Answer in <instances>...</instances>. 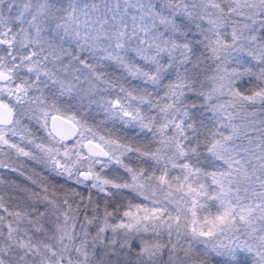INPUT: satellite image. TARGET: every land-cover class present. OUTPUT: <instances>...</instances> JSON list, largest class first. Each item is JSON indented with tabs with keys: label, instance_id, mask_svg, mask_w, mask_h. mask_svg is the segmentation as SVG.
I'll return each instance as SVG.
<instances>
[{
	"label": "snow or ice",
	"instance_id": "1",
	"mask_svg": "<svg viewBox=\"0 0 264 264\" xmlns=\"http://www.w3.org/2000/svg\"><path fill=\"white\" fill-rule=\"evenodd\" d=\"M14 8L16 0H0V146L39 159L78 185L91 183L88 204L76 189L57 197L45 184L43 195L21 189L30 201L23 210L9 211L0 197L7 214L0 215V264H208L210 252L222 258L219 264H264V0H115L97 15L95 3H70L64 15L54 14L47 0L34 10L31 0ZM72 40L90 52L92 63L63 47ZM204 59L215 63L207 89L194 72ZM106 61L141 85L107 79L100 71ZM61 70L71 72V80ZM244 77L250 87L241 91L236 85ZM101 83L108 95L99 106L112 123L106 134L70 105L43 96L50 84L60 96H71L77 86L98 93ZM223 96L228 99L221 103ZM30 111L39 113L46 131V142L28 140L39 157L9 137ZM117 123L131 128L132 139H144L122 142ZM238 139L247 146L236 144ZM133 155L152 170L124 163ZM113 161L127 179L102 176ZM0 167L10 165L0 161ZM176 169L180 174L170 175ZM92 189L105 196L103 216L85 215L77 230L82 205L98 211ZM126 190L130 198L123 196ZM117 196L127 203L109 211L108 201ZM202 199L218 202L217 212L200 216L207 211ZM93 224L94 235L88 227ZM237 224L244 226L243 240Z\"/></svg>",
	"mask_w": 264,
	"mask_h": 264
},
{
	"label": "trees",
	"instance_id": "2",
	"mask_svg": "<svg viewBox=\"0 0 264 264\" xmlns=\"http://www.w3.org/2000/svg\"><path fill=\"white\" fill-rule=\"evenodd\" d=\"M90 4L95 3L98 8L97 12L94 15L97 14H102L104 13L105 10V5H107L108 8H113L115 6V0H88ZM48 4L52 7V11L55 9H68L69 4L75 2L76 6L83 0H47ZM158 2H162V0H158ZM122 3V0H121ZM107 15L110 17L111 13H107ZM45 36V35H44ZM46 37V36H45ZM63 47L68 49L69 51L73 52L75 55H79L81 59H86L88 60L89 63H92L93 61L89 58L90 57V52L87 49L81 50L76 46V42L71 43H64ZM131 53H129V57L131 58ZM67 60V59H66ZM137 64H139L141 67H145V64L143 61H140L137 59L135 61ZM189 68H191V65H189ZM215 70V63L211 59H204L201 61L200 66L194 70L195 74L198 75L199 80L204 81L207 87L211 86V81L206 80V77H211L214 74ZM100 71H103L105 73V77L110 80H117L118 83L124 84L126 87H132V86H140L141 81L137 78L131 77L127 74L126 70L121 68L119 65L116 64L115 61H106L103 63V65L100 67ZM95 80H93L94 82ZM249 78L246 77L245 80H243L241 83L237 84V87L241 89V91H245L249 85ZM96 84V81L94 82ZM252 84H255V81L252 80ZM146 87L149 88V90H152L151 85H146ZM98 88L101 90L98 93L94 92L90 94L91 97H93V100L91 102H94L95 100L97 101V97L105 94L104 96L108 95L103 91L105 88L104 84L103 85H98ZM48 95V101L52 102L53 99H56V102L60 104L61 106H71V111L76 112L78 115L83 116L85 119H87L90 123L97 125L99 129L102 131H107V129L112 128V123L109 121L105 120L102 115L98 114L96 110H91V111H86V109H82L77 102H75L72 99L67 98L66 96H60L57 97V92L56 90H51L47 91ZM53 92H55V96H53ZM60 95V94H59ZM228 97L224 96L220 99L219 102L223 103L227 101ZM95 101V103H96ZM259 107V105H257ZM248 111H253L252 108H249ZM103 121V123H101ZM116 127L120 129L119 136L122 139V142L124 143H134V144H139L144 137L141 136L138 139H132L133 137V131L131 128H124L122 125L117 124ZM72 141H69L68 144L69 146L71 145ZM236 143L243 144L244 146H247V140L244 139H238ZM37 157L39 155L35 153ZM5 157V162L12 166L16 167L14 169H19V171H16L14 169H9V168H3L1 171L0 175V186L4 183L9 182L11 185H13L14 188L19 192L18 197L19 199L15 200V203H10L8 201H4L5 206L9 209V211H14V210H23L27 205L30 203L28 200V193L22 192L21 189L27 188L30 191L34 192H39L41 195H43V192L41 191L40 184H45L49 187L50 192L55 191L57 193V197H62L64 194V191L72 188L76 189V191L80 192L84 196V203L88 204V197H89V189H83L75 184L72 183V181L68 180L67 177L64 178L62 176H57L52 172L51 168H47L46 164L44 165L43 162L39 159L37 160H32L30 158H21L18 155H15L13 152L10 153H5L3 154ZM136 159V158H135ZM134 159V160H135ZM2 161V160H0ZM137 163L141 162L136 159ZM20 172H23L24 175H20ZM31 176L32 179L37 181V184H33L31 180L27 179V177ZM113 173H108L106 174V177H112ZM210 183V180L208 181ZM2 183V184H1ZM61 186H63V189H61ZM2 190V188H0ZM0 190V194H1ZM124 196V195H123ZM91 197L92 201L94 204L98 205V211L96 213H93L92 211V205H88V207L85 209V207L82 205L80 208V213L78 218L83 219L85 215H88L89 217L99 214L101 215L103 213L104 207H105V196L101 195L99 193L94 192L91 190ZM129 197L130 196H126ZM50 198H56L50 196ZM76 201L79 202V198H76ZM201 203L207 204V211H202L199 213L200 216L207 215L208 212H211L212 214H215L218 210L219 204L216 201H205L201 200ZM127 201L122 200L120 196H117L113 200L108 201V210L109 211H114L116 206L118 204H126ZM73 207H75V203L73 204ZM202 247H198L197 249H201ZM208 264H219L221 259L216 258L213 254L209 253L208 257Z\"/></svg>",
	"mask_w": 264,
	"mask_h": 264
},
{
	"label": "rangeland",
	"instance_id": "3",
	"mask_svg": "<svg viewBox=\"0 0 264 264\" xmlns=\"http://www.w3.org/2000/svg\"><path fill=\"white\" fill-rule=\"evenodd\" d=\"M25 2V0H16V8H14V12L17 10V9H19V8H22V6H23V3ZM31 2H32V4H33V10L35 9V5L37 4V3H40V2H43V0H31ZM91 5L90 3H89V1L88 0H83V2H82V4H81V2L78 4V8H83L85 5ZM54 14H56V15H64V12L61 10L60 12H56V10L54 9L53 11H52ZM26 18L27 19H30L31 18V16L30 15H28V14H26ZM25 27H27V25L25 24ZM45 27H47V26H45ZM19 28V24L17 23L14 27H13V30L15 31V30H17ZM228 31H229V33H230V31H231V29L229 28L228 29ZM261 33H258V35H260ZM43 35H45V36H47V31H45V33L43 34ZM61 35H63V33H61ZM75 42V40H72V42ZM67 58H65L64 59V63L65 64H67L68 63V60H66ZM76 65H73V67H75ZM231 67H235V65H230ZM48 67H52V64L51 63H49L48 64ZM57 68H60V65L59 64H57ZM77 74H79V73H77ZM85 75H87V73H85ZM60 76L62 77V78H64L65 76L67 77V79H69V80H71V76H72V73L71 72H69V73H64L62 70L60 71ZM34 78V77H33ZM245 78L246 77H244L241 81H238L237 82V84H239V83H241L243 80H245ZM42 79H44V77H42ZM83 76L81 77V80H82V82H83ZM95 82V81H94ZM94 82H93V84H94ZM100 85H103L102 83L100 84ZM105 87H106V85H104ZM237 86V85H236ZM83 87L84 88H88L89 87V85L87 84V83H84L83 84ZM52 89V90H55L54 88H52V86H51V84L49 85V88H45L44 89V92H43V96L48 100V98H47V95H48V90L49 89ZM57 92V97H60V95H59V92L58 91H56ZM32 95H41V93L40 92H38V91H33L32 93H31ZM105 94H102V95H100V96H98L97 98V101H96V103H95V101L94 102H91L90 103V101L91 100H93V97H91L89 94H85V93H82L81 91H80V86H77V88L73 91V93H72V95L71 96H69V95H65L67 98H69V99H72V100H74L75 102H77L78 104H79V106L83 109H86V111H91V110H96V112H97V115L98 114H100V115H102L103 116V118L105 119V114H104V111H103V109L99 106V101H100V98H101V96H104ZM64 96V97H65ZM224 97V96H223ZM49 102V101H48ZM49 103H51V102H49ZM249 112H251V111H249ZM39 116V113L37 112L36 113V115L35 116H33V113L30 111V112H28L26 115H24L22 118H21V126H20V129L18 130V134L16 135V136H11V134H9V137H10V139L12 140V142L13 143H16V144H19L21 147H24L26 150H30V151H33L34 153H37L39 156H40V153H39V151L37 150V149H35L34 148V146L33 145H30V144H28V140H32V139H35L36 140V142L37 143H40V142H42V141H44V142H46V131H45V129L42 127V124H41V122L38 120V117ZM257 119H259V117H257ZM106 120V119H105ZM108 121V120H107ZM110 123H111V121H109ZM242 121H241V119H239V118H237V120L235 121V123H237V124H240ZM88 123L90 124V125H94V124H92V123H90L89 121H88ZM117 124H119V123H117ZM119 125H121V124H119ZM97 129H99L98 128V126L97 125H94ZM130 128V127H129ZM26 130V131H25ZM100 131H101V134H106V131L104 132V131H102L101 129H99ZM29 133H30V135H29ZM21 136H26L27 138L26 139H24V140H22L20 137ZM72 144V143H71ZM237 144V143H236ZM69 147H71V145L69 146ZM10 152H13L15 155H17L16 154V152H15V150L14 149H10V148H8L7 146H0V160H2V162H4V163H6L5 162V157L3 156V154H7V153H10ZM21 158H25V157H22V156H20ZM136 157L133 155V156H130V157H126V158H124V163H127V164H131L133 167H139V166H143V167H145L146 169H148V171H151L152 169H151V167H150V164H140V163H137L136 162V159H135ZM135 159V160H134ZM7 164V163H6ZM44 164V163H43ZM45 165V164H44ZM47 168H49L48 167V165L46 166ZM97 167V171H101V167H100V165H97L96 166ZM5 169V168H9V167H0V175H1V171H2V169ZM113 173V176L112 177H106V174H108V173ZM54 174H56V173H54ZM101 174H102V176H104V177H106V178H116V177H122V178H124V179H127L128 177H127V174H126V172L124 171V169L121 167V166H119V165H117V164H115V162L113 161L107 168H104L103 170H102V172H101ZM180 174V172H179V170L178 169H176V170H173L171 173H170V175H172V176H175V175H179ZM62 177H64V178H66V176H62ZM70 181H72V183L73 184H75V185H77V186H79V187H81V188H83V189H89V187H90V183L91 182H87L86 184H80V185H78V184H76L75 183V181L74 180H70ZM2 184V183H1ZM0 188H2V190H1V194H0V197H2L5 201H8V202H10V203H15L14 201L15 200H17V199H19V197H18V191L16 190V188H14L13 187V185H11L9 182H7V183H4V184H2L1 186H0ZM94 192H96V193H98L97 192V190L96 189H92ZM99 194H101V195H104V194H102V193H99ZM123 195L124 196H130L131 197V195L132 194H130L127 190L123 193ZM50 198V197H49ZM50 199H53V198H50ZM126 201V200H125ZM135 203H141L142 202V198H140V199H136L135 201H134ZM171 207V206H170ZM40 211H44V208H43V206L41 205L40 206ZM0 215H7L6 213H4L3 212V210L2 209H0ZM95 215H98V216H100V217H102L103 216V213L101 214V215H99V214H95ZM117 219H119V217H116L115 219H113L112 221H110V222H112V223H115L116 222V220ZM84 222V218L82 219H79V218H77V230H79V226H80V224L81 223H83ZM45 227H48V228H51V223L50 222H46L45 223ZM89 227V231H90V233L92 234V235H94L95 234V231H96V225L95 224H93V225H90V226H88ZM236 227L239 229V231L236 233L238 236H240V239L241 240H243V239H245L246 237L244 236V226L243 225H240V224H237L236 225ZM5 234H6V228H5ZM107 235L110 237L112 234H111V232H108L107 233ZM173 238L175 239V234H173ZM165 239H167V237L165 236ZM181 243L182 244H184L185 246H187L186 245V242L185 241H181ZM138 244H139V240L137 239V240H135V242H134V244H133V247L135 248V247H137L138 246ZM196 247L198 248V247H203L202 245H196ZM211 253V252H210ZM211 254H213L214 256H216L215 255V253H211ZM216 258H218V259H222V258H220V257H216ZM163 259H164V261H167V259H168V255H167V252H165L164 253V256H163ZM249 259H250V261H251V254H249ZM113 260H115V257H113Z\"/></svg>",
	"mask_w": 264,
	"mask_h": 264
},
{
	"label": "flooded vegetation",
	"instance_id": "4",
	"mask_svg": "<svg viewBox=\"0 0 264 264\" xmlns=\"http://www.w3.org/2000/svg\"><path fill=\"white\" fill-rule=\"evenodd\" d=\"M16 167H17V166H16ZM16 167H12V166H10V167H9V169H11V170H12V169H14V168H16Z\"/></svg>",
	"mask_w": 264,
	"mask_h": 264
}]
</instances>
